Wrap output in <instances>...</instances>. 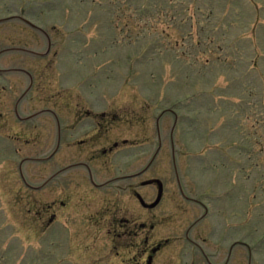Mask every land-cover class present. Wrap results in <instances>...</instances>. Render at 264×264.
<instances>
[{
  "label": "rangeland",
  "instance_id": "obj_1",
  "mask_svg": "<svg viewBox=\"0 0 264 264\" xmlns=\"http://www.w3.org/2000/svg\"><path fill=\"white\" fill-rule=\"evenodd\" d=\"M13 15L24 17L51 39L50 55L45 58L16 50L1 57L4 68H26L28 61H34L35 89L22 103L23 115L51 109L63 128L67 122L61 117L62 110L66 104L65 116L71 118L77 83L82 80L86 91L91 85L87 84L89 76H96L92 81L110 78L109 84L105 79L96 82L94 90L114 94L119 118L126 109L141 112L150 125L146 131L156 128L161 111L174 110L184 122L179 125L181 140L204 144L185 161L189 172L181 164L180 173L189 183L191 178L203 188L211 185V204L215 197L229 193L227 204L236 206L235 212H226L224 218L216 212L227 238L232 236L226 250L231 242L240 240L239 264H264V0H0V19H4L0 50L23 49L44 55L49 53L44 35ZM80 49L81 54L73 57ZM48 60L52 62L44 68L42 62ZM12 76L18 79V91L12 94L11 108L27 87L22 75ZM173 121L172 114H165L160 122L166 130V144ZM31 124L33 131L19 122L18 148L0 149V177L5 184L7 179L13 183V177L20 181L17 174L25 158L30 162L23 164L22 171L33 185L43 184L58 171L64 155L67 165L76 161L75 149L69 147L47 163L34 162L55 150L58 137L56 121L50 115ZM152 137L156 139L155 134ZM147 145L145 161L132 158L125 166L120 155L112 164L113 172H134L148 164L151 143ZM172 172L171 161L164 160L158 176L170 180ZM18 191L21 194L20 184ZM192 221L182 215L177 223L180 232L163 237L183 236ZM5 222L0 217V224ZM18 229L19 237L14 228L0 226V264H47L44 242L31 235L27 239V229ZM56 246L51 249V264H60V257L67 263L92 264L89 259L79 262L68 257ZM183 247L193 252L190 244Z\"/></svg>",
  "mask_w": 264,
  "mask_h": 264
},
{
  "label": "flooded vegetation",
  "instance_id": "obj_2",
  "mask_svg": "<svg viewBox=\"0 0 264 264\" xmlns=\"http://www.w3.org/2000/svg\"><path fill=\"white\" fill-rule=\"evenodd\" d=\"M13 16L42 33L47 46L49 45V53L44 55L35 51L17 52L26 53L30 57L49 56L51 39L49 40L50 37L44 30L35 28L31 22L28 24L22 16ZM2 20L4 19H0V26ZM81 51L80 49L72 56L81 54ZM1 52L2 50L0 60L4 54ZM100 52L102 54L103 51ZM51 62L43 61L42 66L47 68ZM28 63L26 68H4L0 61V149L18 148L19 122L27 130L33 131V124L30 126L33 120L50 115L56 121L58 138L55 150L43 159L55 154L45 161L37 159L34 162L47 163L57 152H64L69 147L75 149L76 161L67 165L68 156L64 155L60 159V169L50 174L40 185L31 184L22 171L23 164L30 162L25 161L27 158L22 159L21 171L16 173L20 181L13 177V183L7 179L5 184L0 177V217L6 218L5 224H0L1 227L14 228L18 237V227H22L27 229V239L31 235L38 242L42 240L46 245L44 261L47 264H51V249L56 244L68 257L73 256L79 262L89 259L92 264H239L241 252L238 249L243 244L240 240H235L231 242L228 251L226 250L227 240L232 236L227 238V230L222 227V219L218 217L219 213H223L224 218L226 212L231 214L236 210V206L227 204L231 200L226 198L229 193L215 197L211 204L208 199L212 186L207 184L203 188L201 183L197 184L191 178L189 183L186 181L187 176L180 173L183 168L189 172L190 167L184 165L185 161L204 146L192 139L181 140L180 126L184 122L182 123L180 115L170 108L165 112L161 111L156 120V128L151 127L146 131L150 125L145 124L141 112L129 111L124 106L127 113L123 119L115 114L114 94L98 93L94 90L103 79L105 84H109L111 79L105 77L101 80H90L91 77L96 79V76L88 77L87 84L91 85H88L86 91L82 80L77 83L73 106L75 108L71 118L65 116L69 109L66 104L62 110L61 117L67 122L63 128L58 114L51 109L23 115L22 103L33 95L36 84L34 61ZM12 74L22 75L27 83L26 90L16 97L13 108L9 104L13 99L12 94H17L18 79ZM44 79L47 76L42 77ZM4 80L6 81L3 84ZM40 84L41 82L38 84L39 88ZM131 102L136 105L138 103ZM187 102L191 103V98L188 97ZM145 110L143 107L142 111ZM165 114H172L174 117L168 144L164 140L165 127L160 124ZM135 120L139 121L138 124H135ZM152 133L156 139L152 137ZM148 143H151L148 164L134 172H113L112 164L115 159H120V155L125 159V166H128L127 162L132 158L136 162L145 161ZM6 152L9 150L4 153ZM164 160L172 163L171 177L174 178L170 180L158 176ZM19 184L21 194L18 191ZM182 215L186 219L193 218V221L182 231L183 236L175 238L174 234L180 232L177 223ZM171 233H174L173 236L163 237L164 234ZM210 240L213 245H210ZM185 243L191 245L193 252L184 249ZM59 263L73 264L71 261L64 262L61 257Z\"/></svg>",
  "mask_w": 264,
  "mask_h": 264
},
{
  "label": "water",
  "instance_id": "obj_3",
  "mask_svg": "<svg viewBox=\"0 0 264 264\" xmlns=\"http://www.w3.org/2000/svg\"><path fill=\"white\" fill-rule=\"evenodd\" d=\"M6 20H8V19H6ZM12 50H16V51H25V52H31V51H26V50H23V49H8V50H4V51H2L1 53H5V52H9V51H12ZM57 150V149H56ZM55 153H53L50 157H48V158H51L53 155H54ZM47 158V159H48ZM47 159H39L38 161H45V160H47Z\"/></svg>",
  "mask_w": 264,
  "mask_h": 264
}]
</instances>
